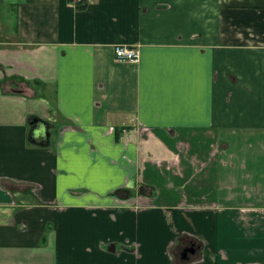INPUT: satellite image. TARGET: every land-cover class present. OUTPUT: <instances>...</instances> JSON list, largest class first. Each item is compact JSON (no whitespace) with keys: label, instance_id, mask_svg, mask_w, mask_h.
I'll list each match as a JSON object with an SVG mask.
<instances>
[{"label":"crops","instance_id":"0c3cea01","mask_svg":"<svg viewBox=\"0 0 264 264\" xmlns=\"http://www.w3.org/2000/svg\"><path fill=\"white\" fill-rule=\"evenodd\" d=\"M0 264H264V0H0Z\"/></svg>","mask_w":264,"mask_h":264},{"label":"water","instance_id":"95a60500","mask_svg":"<svg viewBox=\"0 0 264 264\" xmlns=\"http://www.w3.org/2000/svg\"><path fill=\"white\" fill-rule=\"evenodd\" d=\"M32 125L34 128L30 140L34 144H37L39 146L48 145V141H49L48 125L38 119L34 120L32 122ZM187 253H191L192 255H194L196 253V248L192 247L190 249L185 250V253H183V257H184L183 260H188Z\"/></svg>","mask_w":264,"mask_h":264},{"label":"built area","instance_id":"2783aa9c","mask_svg":"<svg viewBox=\"0 0 264 264\" xmlns=\"http://www.w3.org/2000/svg\"><path fill=\"white\" fill-rule=\"evenodd\" d=\"M115 60L118 63H139L140 51L138 47L118 45L114 48Z\"/></svg>","mask_w":264,"mask_h":264},{"label":"flooded vegetation","instance_id":"af4514ba","mask_svg":"<svg viewBox=\"0 0 264 264\" xmlns=\"http://www.w3.org/2000/svg\"><path fill=\"white\" fill-rule=\"evenodd\" d=\"M192 247H194V246H192V244H190V243L183 245L182 250L178 251V258L180 259V261H184L183 260V258H184L183 253H185V250L190 249ZM196 253H197V251H196ZM196 253L194 255H196ZM194 255H192L191 253H187V258L190 259Z\"/></svg>","mask_w":264,"mask_h":264},{"label":"trees","instance_id":"16d2710c","mask_svg":"<svg viewBox=\"0 0 264 264\" xmlns=\"http://www.w3.org/2000/svg\"><path fill=\"white\" fill-rule=\"evenodd\" d=\"M70 2H73V0H70ZM76 8L78 10L84 9V7L79 6L77 3H76ZM177 260H178V262H180V259L178 258V256H177ZM177 260L175 262H177Z\"/></svg>","mask_w":264,"mask_h":264},{"label":"rangeland","instance_id":"374dc122","mask_svg":"<svg viewBox=\"0 0 264 264\" xmlns=\"http://www.w3.org/2000/svg\"><path fill=\"white\" fill-rule=\"evenodd\" d=\"M176 260V259H175ZM177 263H178V260H177Z\"/></svg>","mask_w":264,"mask_h":264}]
</instances>
